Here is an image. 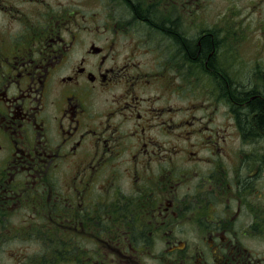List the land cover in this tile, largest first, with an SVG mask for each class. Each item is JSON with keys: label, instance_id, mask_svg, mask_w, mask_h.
<instances>
[{"label": "flooded vegetation", "instance_id": "obj_1", "mask_svg": "<svg viewBox=\"0 0 264 264\" xmlns=\"http://www.w3.org/2000/svg\"><path fill=\"white\" fill-rule=\"evenodd\" d=\"M205 7L0 0V264H264V57Z\"/></svg>", "mask_w": 264, "mask_h": 264}, {"label": "rangeland", "instance_id": "obj_2", "mask_svg": "<svg viewBox=\"0 0 264 264\" xmlns=\"http://www.w3.org/2000/svg\"><path fill=\"white\" fill-rule=\"evenodd\" d=\"M255 0H252L254 4ZM215 4V5H210ZM221 6L220 10H223L226 5L232 6V14L235 19L243 20L247 22V57H264V31L261 25V9L264 10V2L260 6L252 5V9L249 6V0H205L206 9L211 14V11L216 10V5ZM227 8V7H226ZM249 9L251 11H249ZM251 14L249 15V13ZM249 15V16H248Z\"/></svg>", "mask_w": 264, "mask_h": 264}, {"label": "trees", "instance_id": "obj_3", "mask_svg": "<svg viewBox=\"0 0 264 264\" xmlns=\"http://www.w3.org/2000/svg\"><path fill=\"white\" fill-rule=\"evenodd\" d=\"M256 102H258L257 104H259L261 107H264V102L259 101V100H255Z\"/></svg>", "mask_w": 264, "mask_h": 264}, {"label": "bare ground", "instance_id": "obj_4", "mask_svg": "<svg viewBox=\"0 0 264 264\" xmlns=\"http://www.w3.org/2000/svg\"><path fill=\"white\" fill-rule=\"evenodd\" d=\"M257 140V139H256Z\"/></svg>", "mask_w": 264, "mask_h": 264}]
</instances>
